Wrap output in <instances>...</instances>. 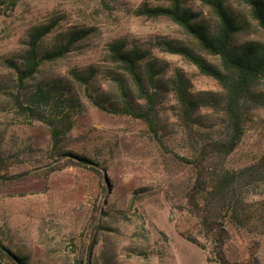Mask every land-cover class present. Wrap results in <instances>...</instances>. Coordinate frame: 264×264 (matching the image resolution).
<instances>
[{
  "label": "rangeland",
  "instance_id": "obj_1",
  "mask_svg": "<svg viewBox=\"0 0 264 264\" xmlns=\"http://www.w3.org/2000/svg\"><path fill=\"white\" fill-rule=\"evenodd\" d=\"M227 3L251 25L237 40L264 41V31L251 18L245 1ZM145 5L167 3L8 0L1 5L0 176L21 172L29 176L0 186V240L29 264H80L93 239L91 264H223L216 249L217 233L204 225L207 217L227 231L222 244L228 264H264V167L247 171L264 153V80L244 102L246 133L239 147L229 155L210 156L208 189L199 193L196 210L188 192L198 172L180 158H194L205 144L228 139L225 103L186 111L172 81L180 72L194 93L216 92L221 100L224 89L189 60L163 49L167 40L199 48L171 19L141 15ZM185 6L214 22L204 0H185ZM54 20L57 26L41 42L43 52L73 31L84 28L90 33L65 57L44 61L22 84L8 61L20 59L33 28ZM117 39L168 64L164 76L168 89L150 88L153 105L139 97L129 75L111 60L109 46ZM200 53L221 65L218 57ZM91 72L88 83L76 77ZM117 76L125 79L127 96ZM40 87L49 92L48 99L33 96ZM19 100L39 103L35 110L44 118L23 110ZM126 101L132 102L134 112H149L151 123L123 112ZM54 128L59 131L57 152H72L101 164L109 191L103 190L100 177L83 167L44 174L56 158ZM224 176L228 181L217 191ZM0 264L7 263L0 260Z\"/></svg>",
  "mask_w": 264,
  "mask_h": 264
},
{
  "label": "trees",
  "instance_id": "obj_2",
  "mask_svg": "<svg viewBox=\"0 0 264 264\" xmlns=\"http://www.w3.org/2000/svg\"><path fill=\"white\" fill-rule=\"evenodd\" d=\"M8 0H0L1 5L7 3ZM167 3L161 6L145 5L141 8V15L151 18L167 17L180 25L189 36H191L198 45L199 49L191 47L177 40H167L163 43V49L171 54L184 57L192 62L201 73L217 80L224 89L223 99H220L219 93L207 92L202 96L191 90L192 84L190 80L182 73H177L172 81V87L176 93L178 103L186 111L195 110L205 105H215V103H225V112L228 121L230 135L228 139L222 141H212L204 145L201 153L194 158H180L189 165L195 167L198 172L197 180L192 189L188 192V197L192 206L199 211L198 202L199 193H204L208 189L209 178V158L214 153H222L225 155L232 154L241 144L245 133L246 123L244 118V102L247 99L252 88L260 81L264 80V41L257 39H248L239 42L237 38L246 33L250 28V22L242 17L240 13L234 11L227 3V0H204L214 13V22H209L203 18L200 11H195L185 6V0H159ZM249 9L250 16L257 26L264 31V0H244ZM57 20L49 24H44L33 28L29 34L27 48L21 54L19 60H9L10 67L17 73L19 81L23 84L26 80L34 77L39 71L44 61H56L65 57L70 53L76 43L87 37L89 30L84 28L73 31L68 34L66 39L52 49L41 51L40 45L43 39L48 36L57 26ZM111 60L118 64L125 73L129 75L135 85L138 95L148 104L155 103V94L150 92L151 87L164 85L162 89H168L167 83L164 82V76L168 71V64L160 61L158 58L150 56L148 50L140 47H130L127 41L117 39L109 46ZM200 52L216 56L221 60V65L211 63ZM94 72L83 76L76 74V77L88 83ZM120 90L127 96L128 86L125 79L115 77ZM38 100L48 99L49 92L44 88H38L33 95ZM28 101V100H27ZM39 101V102H40ZM20 107L28 112L35 113L39 119H43L42 113L35 110L36 103L32 100L25 102L19 100ZM105 109V106L97 102ZM132 102H127L123 106L122 111L128 114L142 117L151 123L150 113L134 112ZM54 122L52 121V124ZM54 125V124H53ZM58 130L53 129L55 138V155L53 162L49 163L44 170L46 176L61 171L70 166H79L94 172L101 178L103 190L109 191L111 185L108 178L103 172L101 164L94 162L92 159L74 154L72 152H57ZM67 157L66 159H64ZM264 167V153L261 158L247 171H260ZM227 173L233 174L234 172ZM28 172H21L11 177L0 176V186L18 182L27 179ZM227 177L224 176L215 186L217 191L227 183ZM97 213L102 214L101 209L97 208ZM201 217L203 218L202 214ZM97 215L94 216L95 221ZM204 225L209 231L217 233V254L223 264L230 263L223 250V238L226 237L227 231L222 224L211 222L207 217L203 218ZM101 226L98 227L100 229ZM97 228L94 237L97 235ZM96 240L88 246V257L86 256V248L82 253L80 264H91V257L95 247ZM86 259V260H85ZM0 260L7 264H29L27 258L13 252L9 247L5 246L0 240Z\"/></svg>",
  "mask_w": 264,
  "mask_h": 264
}]
</instances>
